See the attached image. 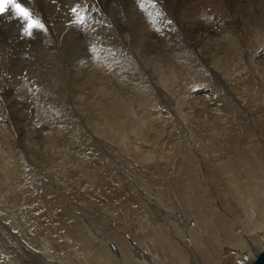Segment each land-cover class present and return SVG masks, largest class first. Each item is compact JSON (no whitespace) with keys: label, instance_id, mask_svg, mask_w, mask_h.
Here are the masks:
<instances>
[{"label":"bare ground","instance_id":"obj_1","mask_svg":"<svg viewBox=\"0 0 264 264\" xmlns=\"http://www.w3.org/2000/svg\"><path fill=\"white\" fill-rule=\"evenodd\" d=\"M22 2L44 29L0 18V264H254L264 115L239 106L264 102V0ZM18 112L43 150H83L42 154L54 180L17 146ZM103 183V203L73 201Z\"/></svg>","mask_w":264,"mask_h":264},{"label":"rangeland","instance_id":"obj_2","mask_svg":"<svg viewBox=\"0 0 264 264\" xmlns=\"http://www.w3.org/2000/svg\"><path fill=\"white\" fill-rule=\"evenodd\" d=\"M196 106H199L200 105V103H198L197 101H196ZM249 104V105H248ZM263 106H262V105ZM193 106L195 105V102H194V104H192ZM245 105V106H244ZM258 105V106H257ZM192 106V107H193ZM247 106V107H246ZM240 107V111L242 110V113H248L249 114V116L252 114V116H257V114H258V116H261V115H264V108H262V107H264V102L262 103H260V102H248L247 104H243V106L241 107V106H239ZM252 108V109H250V108ZM32 108V107H31ZM244 110H243V109ZM246 108V109H245ZM249 108V110L251 111H248L247 109ZM254 108V109H253ZM194 110L196 109V107L195 108H193ZM28 110L30 111L31 109L30 108H28ZM194 110H192L191 111V113H190V115H192L191 117H193L192 119L193 120H202L201 122L203 123L204 121L203 120H205V118L207 119V121L206 122H208V121H210V122H215L213 119H212V113H208V111H205L204 113L202 112V113H198L197 114V111H195L194 112ZM252 110H254L255 111V113H254V111H252ZM258 110V111H257ZM259 112V113H258ZM218 113H220V111L218 112ZM251 113V114H250ZM24 114V115H23ZM205 114V116H203ZM209 114H211V115H209ZM247 114V115H248ZM27 115V112H18V114H16L15 115V117L14 116H12V118L11 119H9V120H7V121H9V123H10V125H11V129H12V131H16V136H15V142H16V144H17V146L18 147H20L21 149H22V147H23V149L21 150L22 151V153L24 154V156H25V159H26V161H27V163H28V165H29V167H31L32 169H34V171H35V173H37L39 176L38 177H41L40 179H42L43 177H45V178H49V180H50V178L51 179H53L54 180V177L52 178V174L50 173V175L49 174H45V173H43L44 171H46V170H44L45 168H44V165H43V163H41V160H43V156H42V154L44 155V157L46 156V157H50L49 159L50 160H52V161H54V159L55 158H57L56 156H55V154H57V152L60 154L61 152H62V150H63V154L64 153H67L66 152V148H67V146L66 145H61V143H59V144H56V146H52V147H49V148H47V149H44L43 150V144L40 142V141H38L39 139H38V136H41V137H43V131L41 130V129H38V130H36V131H33L34 129V126H33V124H30V126H26V127H24L27 123H29L30 121H26V123H23L25 120H28L29 119V115L28 116H26ZM194 115H196V117L194 116ZM198 115V116H197ZM203 116V117H201V116ZM207 115H209V117L207 116ZM18 116V117H17ZM17 117V118H16ZM205 117V118H204ZM16 118V119H15ZM22 118V119H21ZM28 118V119H27ZM204 118V119H203ZM211 118V119H210ZM13 119V120H12ZM15 119V120H14ZM208 119H210V120H208ZM2 121L3 120H6V118L4 117V118H2L1 119ZM24 120V121H23ZM48 120V122H49V120H50V117L47 119ZM17 121V123H15ZM12 122V123H11ZM21 122V123H20ZM183 121H179L178 120V127H180L179 128V130H180V133H181V139L184 141H188V140H186L187 138H186V136H187V134L188 133H185V130H186V132H187V126H186V124L183 122V124H184V126H183V124H180V123H182ZM13 123H15V124H13ZM42 123V122H41ZM51 123V122H50ZM12 124H13V126H12ZM21 124H23V125H21ZM41 125V124H40ZM183 127H182V126ZM29 127V128H28ZM30 127H32V128H30ZM49 127H50V129L53 131V128L51 127V124L50 125H47V128H48V130L47 131H50V129H49ZM17 129V130H16ZM19 129V130H18ZM31 129H33V130H31ZM22 130V131H21ZM45 130H46V127H45ZM38 131V132H37ZM39 131H40V133H39ZM182 131H183V134H182ZM23 132V133H22ZM45 133V132H44ZM23 134V135H22ZM25 134H27V135H25ZM34 134H35V136H34ZM40 134V135H39ZM43 134V135H42ZM185 134V135H184ZM184 135V136H183ZM20 136V137H19ZM28 136V137H27ZM35 137H37V138H35ZM18 138H21L20 140L18 139ZM24 138H35L36 140H37V142H39V145H33V146H28L29 145V142H28V140L26 141ZM184 138V139H183ZM186 138V139H185ZM18 139V140H17ZM23 139V140H22ZM42 139V138H41ZM40 139V140H41ZM20 142V143H19ZM22 142H23V144H22ZM19 144V145H18ZM25 144H27L26 146H25ZM59 145V146H58ZM28 146V147H27ZM69 147L71 146L72 147V144L71 145H68ZM30 147V148H29ZM35 147V148H34ZM64 147V148H63ZM27 148V149H26ZM51 148V149H50ZM58 148H59V150H58ZM0 160H2L3 161V159L4 158H6V156H7V153L9 154L10 152L8 151V150H4L3 149V146L1 147L0 146ZM42 149V150H41ZM68 149V148H67ZM47 150H49V152L47 151ZM43 151H45L44 153H43ZM55 151V152H54ZM67 151H69V149L67 150ZM71 151V155H73V153L74 154H77V153H79V152H82L83 150L81 149L79 152H75L74 150H70ZM69 151V152H70ZM5 152H6V154H5ZM34 152V153H33ZM25 153H27V154H25ZM34 154L33 156H32V154ZM30 156H32V157H30ZM36 154V155H35ZM50 154V155H49ZM54 154V155H53ZM27 155V156H26ZM52 155H53V157H52ZM5 156V157H4ZM35 156H37V158H35ZM122 156V155H121ZM29 157V158H28ZM55 157V158H54ZM107 157H111V161L113 162V164L115 165V166H117V164H120V165H118L119 167H121L120 169L121 170H123L126 174H127V171H125V169L123 168V166H121L122 165V161H118L119 160V158H120V160L123 158V157H120L119 156V154H113V153H111V156L110 155H108ZM117 157V158H116ZM52 158V159H51ZM116 159H118V160H116ZM34 160V161H33ZM121 162V163H120ZM32 165V166H31ZM37 166V167H36ZM117 166V167H118ZM41 167V168H40ZM38 168V169H37ZM42 170V171H41ZM44 170V171H43ZM40 171V172H39ZM41 173V174H40ZM48 180V179H47ZM52 180V181H53ZM103 185H106L105 183H103V184H99V186H93V190H92V188L89 190V189H87L86 187H81V188H83V190H86V191H83V190H81L80 189V194L81 195H79V196H77L76 197V199L74 198L73 199V201H78V203L76 202V205L78 204L79 205V203H81V201H84V199H86L87 198V200L91 197V196H93V197H91L92 199H91V201H92V203L93 202H98L99 204H101V203H103V200H104V198H106L108 195H110V193L109 192H111V190H110V188H109V186H103ZM95 187V188H94ZM97 189V190H96ZM55 190H57V189H55ZM97 192H96V191ZM109 190V191H108ZM59 191V190H58ZM91 192V193H90ZM99 192H102V193H99ZM85 193V194H84ZM96 193V194H95ZM85 196H84V195ZM103 196H102V195ZM105 194V195H104ZM90 195V196H89ZM81 196V197H80ZM84 196V197H83ZM99 196H101L100 198H98ZM106 196V197H105ZM86 197V198H85ZM103 197V198H102ZM171 197H174L173 195H171ZM78 198V199H77ZM82 198H83V200H82ZM175 199V200H174ZM95 200V201H94ZM171 200H172V202L173 203H170V204H173V205H171V211H177L178 210V207L176 206L178 203H176V205L174 204L175 202H177V200H176V198H171ZM63 201H65V200H63ZM67 202L65 203L66 204V206L68 207L69 206V204H67L69 201V203H70V205L72 204L71 203V199H69V200H66ZM175 201V202H174ZM75 202H73V204L71 205V207L69 206L68 208L69 209H71L70 211H74V210H76V211H81V209H77L78 207V205L75 207V206H73L74 204H75ZM145 202V201H144ZM177 207V208H176ZM76 208V209H75ZM163 210V209H162ZM125 211H127V210H125ZM163 211H165V210H163ZM254 255V254H253ZM254 258H251V257H246V261L245 260H243V261H245V262H247V264H251V262H253L254 261V259H255V257L256 256H253Z\"/></svg>","mask_w":264,"mask_h":264},{"label":"snow or ice","instance_id":"obj_3","mask_svg":"<svg viewBox=\"0 0 264 264\" xmlns=\"http://www.w3.org/2000/svg\"><path fill=\"white\" fill-rule=\"evenodd\" d=\"M140 7L144 9L145 4L141 3ZM72 11L76 14V23L78 25L83 26L86 24L87 17L85 15H80L76 8H73ZM6 15L20 21L24 34L27 36L32 35L33 29H44V25L33 17V14L24 6L22 0H0V18Z\"/></svg>","mask_w":264,"mask_h":264},{"label":"water","instance_id":"obj_4","mask_svg":"<svg viewBox=\"0 0 264 264\" xmlns=\"http://www.w3.org/2000/svg\"><path fill=\"white\" fill-rule=\"evenodd\" d=\"M254 264H264V250L261 252V254L258 256Z\"/></svg>","mask_w":264,"mask_h":264}]
</instances>
